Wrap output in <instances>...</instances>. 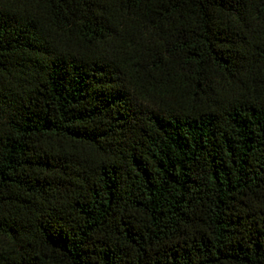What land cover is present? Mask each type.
<instances>
[{"label": "trees", "instance_id": "trees-1", "mask_svg": "<svg viewBox=\"0 0 264 264\" xmlns=\"http://www.w3.org/2000/svg\"><path fill=\"white\" fill-rule=\"evenodd\" d=\"M0 264H264V0H0Z\"/></svg>", "mask_w": 264, "mask_h": 264}]
</instances>
